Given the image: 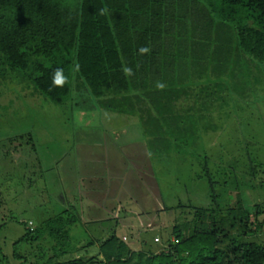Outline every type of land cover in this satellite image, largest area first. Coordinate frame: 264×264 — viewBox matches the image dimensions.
Wrapping results in <instances>:
<instances>
[{
	"label": "trees",
	"instance_id": "1",
	"mask_svg": "<svg viewBox=\"0 0 264 264\" xmlns=\"http://www.w3.org/2000/svg\"><path fill=\"white\" fill-rule=\"evenodd\" d=\"M0 78L54 104L138 115L153 155L185 153L217 130L229 103L264 87V0H0ZM210 159L197 178L212 187L221 170ZM235 193L183 207L170 229H156L160 243L154 232L138 249L115 231L75 237L80 215L67 204L38 226L22 220L12 255L17 264H264V201ZM43 239L50 247L36 255L17 250ZM94 243L98 254L76 255Z\"/></svg>",
	"mask_w": 264,
	"mask_h": 264
},
{
	"label": "rangeland",
	"instance_id": "2",
	"mask_svg": "<svg viewBox=\"0 0 264 264\" xmlns=\"http://www.w3.org/2000/svg\"><path fill=\"white\" fill-rule=\"evenodd\" d=\"M261 86L241 96L237 103H229V112L215 122L217 130L200 132L196 144L188 146V150L186 147L187 153L171 151L158 156L149 151L138 115L102 109L82 111L72 108L70 102L54 104L26 90L17 80L0 78V264H17L12 255L13 242L24 232L22 220L38 226L67 204L75 205L80 212L89 201L108 207L100 212L115 206L119 215L115 219L109 216L105 227L114 228L119 237L125 235V242L138 249L143 247L139 246L141 240L153 244L154 232L153 237L160 240H153L160 243L161 235L156 229H170L171 220L185 216L187 209L183 207L208 206L211 192L218 194L221 202L233 199L236 187L240 186L247 204L264 201ZM188 104L190 99L180 106ZM20 135H24L23 139ZM203 156L219 163L221 171L210 179L213 188L204 178H197L204 171ZM253 164L257 165L256 179L251 175ZM209 165L214 170L213 162ZM91 168L99 178L92 180L95 194L72 200L66 186L86 190L84 180V188L79 178L77 182L73 180L82 175L83 169L90 172ZM242 170L250 171L249 175H240ZM164 207L169 208L167 212ZM93 211L86 210L83 220L96 232L101 223L89 222ZM77 228L75 237L87 235L82 232L81 223ZM98 234L94 237L98 238ZM261 241L264 242V234ZM48 247L50 242L43 239L22 243L17 250H30L36 255ZM75 253L90 257L99 251L94 243Z\"/></svg>",
	"mask_w": 264,
	"mask_h": 264
},
{
	"label": "crops",
	"instance_id": "3",
	"mask_svg": "<svg viewBox=\"0 0 264 264\" xmlns=\"http://www.w3.org/2000/svg\"><path fill=\"white\" fill-rule=\"evenodd\" d=\"M70 167H72L71 164H70ZM90 170H92V171L86 172L83 169V171L81 173L82 175L76 176V179L74 177L75 180H73V181H76L77 182V178H79L80 179L79 182L81 183L82 186H83V180H84L85 181V184L88 187L86 190H82L81 188H79L78 190H74V189L71 190V186H69V185L66 186V190L69 191V194L73 197L72 200L75 197H77V198H79V197L83 198V197H86L85 195H87V194H95V189H94V185H93L92 180L93 179L94 180L95 179H99V178H97L98 176L95 173V170L93 168H91ZM69 171H71V170H69ZM65 173H69V172L66 171ZM83 188H84V186H83ZM75 189H77V186L75 187ZM66 190L65 189L62 190L63 191V192H61L62 197H63V194L62 193L66 194ZM103 208L106 209L108 207H106L105 204L104 205H101V203L89 201L88 203H86V206L85 207L82 205L81 212L79 211V215H80L79 216V223H81V226L84 227L85 232L88 233L90 236L94 235L95 233H97V234L99 233L97 236H99L98 238H100L102 240L108 238L111 235V232L115 230L114 228L105 227V224L104 223L106 221L108 222L109 216H111L112 218L115 219L117 217V215H119V214H117V211H116V207L115 206L109 207L110 210H108V212L107 211L100 212V211H102ZM89 209H94V211L92 213L95 212V214H92L91 215L93 217H90L89 222L90 223H101V224H99V228L96 230V232H93L92 230H90L89 227L86 225L87 224L86 220L85 221L83 220L85 211L86 210H89ZM110 221H112V219H110ZM102 226L105 227V229H106L105 231H104V228ZM121 237L123 238V237H125V235H121ZM141 245L142 244L140 243L139 246H141Z\"/></svg>",
	"mask_w": 264,
	"mask_h": 264
},
{
	"label": "clouds",
	"instance_id": "4",
	"mask_svg": "<svg viewBox=\"0 0 264 264\" xmlns=\"http://www.w3.org/2000/svg\"><path fill=\"white\" fill-rule=\"evenodd\" d=\"M57 75H59V74H57ZM55 83H60L59 79H57V80L55 81Z\"/></svg>",
	"mask_w": 264,
	"mask_h": 264
},
{
	"label": "built area",
	"instance_id": "5",
	"mask_svg": "<svg viewBox=\"0 0 264 264\" xmlns=\"http://www.w3.org/2000/svg\"><path fill=\"white\" fill-rule=\"evenodd\" d=\"M154 240H155V241H158L159 239H158V237H155Z\"/></svg>",
	"mask_w": 264,
	"mask_h": 264
}]
</instances>
